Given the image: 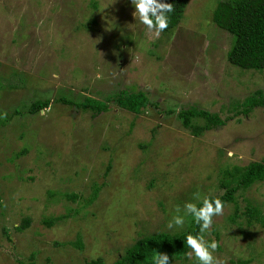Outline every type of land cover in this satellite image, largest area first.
<instances>
[{"label": "rangeland", "instance_id": "374dc122", "mask_svg": "<svg viewBox=\"0 0 264 264\" xmlns=\"http://www.w3.org/2000/svg\"><path fill=\"white\" fill-rule=\"evenodd\" d=\"M220 1L189 0L157 37L131 0H0V264H112L141 236L184 230L191 216L167 227L177 205L200 202L196 192L220 196L227 173L263 158L264 106H234L264 93V69L228 63L231 35L212 20ZM120 89L142 90L150 104L134 114L110 99L91 116L58 100ZM35 100L50 104L29 113ZM190 105L223 123L194 135L178 117ZM249 202L264 214V180L237 189L204 233L226 264H264ZM190 251L170 264H199Z\"/></svg>", "mask_w": 264, "mask_h": 264}, {"label": "trees", "instance_id": "16d2710c", "mask_svg": "<svg viewBox=\"0 0 264 264\" xmlns=\"http://www.w3.org/2000/svg\"><path fill=\"white\" fill-rule=\"evenodd\" d=\"M189 0H164L171 3L174 11L168 13V27L164 31L173 29L181 20L185 7ZM213 22L220 28L226 30L231 35V45L226 53L228 63L244 69H264V0H225L220 1L212 12ZM113 99L114 103L134 114H139L150 104L145 92L142 90L130 91L120 89L117 92L106 96L105 99L84 96L78 103L73 100L59 98L66 104L74 105L82 111L91 112V116H97L106 112L109 108L108 102ZM50 100H35L28 108L29 113H38L40 110L48 108ZM256 106H264V93L256 91L250 96L237 102L234 109L236 113L246 114ZM173 110H168L172 113ZM178 117L184 127L189 128L194 135H199L205 129H212L223 123L216 112L201 109L198 106L190 105L182 108L178 112ZM193 118L203 119V123L192 121ZM198 121V120H197ZM25 151V150H22ZM264 180V156L260 161H252L237 175L228 174L221 181V187L225 192L217 197H210L215 200L219 198L223 204L234 201V193L237 189H246L256 181ZM98 188L86 199L91 202L97 194ZM72 199L77 198L76 194L69 195ZM201 202H197L200 206ZM245 210L247 222L251 224L253 220L264 227V214L261 208L252 203H248ZM67 215H57L42 219V223L51 226L56 221L65 218ZM29 217H24L22 222L15 228L23 230L29 225ZM200 225L192 218L191 223L184 230L171 234L159 232L144 235L138 238L123 254H121L112 264H153L152 257L155 252L166 253L171 258L179 259L189 250L186 243L188 234L199 235ZM21 263V261H19ZM243 263V261L241 262ZM24 264V263H22ZM87 264H105L101 260H91Z\"/></svg>", "mask_w": 264, "mask_h": 264}, {"label": "clouds", "instance_id": "9594fccd", "mask_svg": "<svg viewBox=\"0 0 264 264\" xmlns=\"http://www.w3.org/2000/svg\"><path fill=\"white\" fill-rule=\"evenodd\" d=\"M135 7L133 15L139 19L140 23L146 26L149 32L159 36L168 27L169 17L168 13L174 11L171 3H166L164 0H131ZM7 113L3 114L6 118ZM229 156L233 153L229 152ZM193 199L200 201V206L194 202H187L181 208L179 205L175 207V214L168 222L167 227L171 230L173 228L183 227L185 217L191 216L195 222L200 225L199 235L188 234L186 237L187 246L191 249L186 255L189 259L195 256L199 264H226V262L214 255L219 247L216 240L211 243L206 241L204 233L208 232L213 223V217L221 216L223 214V202L216 198L211 199L207 195H201L196 192L193 194ZM153 264H170L168 254L155 252L152 257Z\"/></svg>", "mask_w": 264, "mask_h": 264}]
</instances>
